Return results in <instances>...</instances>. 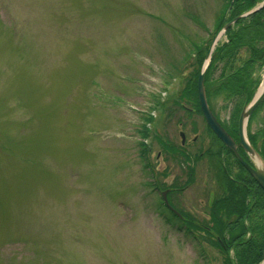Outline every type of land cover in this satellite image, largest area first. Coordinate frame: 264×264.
I'll list each match as a JSON object with an SVG mask.
<instances>
[{"label": "rangeland", "instance_id": "obj_1", "mask_svg": "<svg viewBox=\"0 0 264 264\" xmlns=\"http://www.w3.org/2000/svg\"><path fill=\"white\" fill-rule=\"evenodd\" d=\"M224 4L0 0V264L225 263L161 204L184 187L170 204L204 224L218 192L207 158L187 185L168 152L211 144L184 89Z\"/></svg>", "mask_w": 264, "mask_h": 264}, {"label": "trees", "instance_id": "obj_2", "mask_svg": "<svg viewBox=\"0 0 264 264\" xmlns=\"http://www.w3.org/2000/svg\"><path fill=\"white\" fill-rule=\"evenodd\" d=\"M261 1L263 0H225L222 12L216 16L211 41L207 45L204 42L203 45L196 44V69L193 70L184 89L190 102L189 111H197L204 117L198 96V77L214 35L228 21L252 9ZM200 24L210 31L207 24L201 21ZM225 35L227 39L216 45L214 57L207 67L205 85L212 109L215 110L213 97H217V100L220 98L222 106L226 109L231 108L230 124L225 126L238 138L239 116L254 97L260 83L258 69L262 70L264 67V6L253 14L237 19L227 28ZM263 103L264 101L261 105ZM184 106L181 104L179 108L184 109ZM206 125L212 136L207 150L198 149L197 152H191L194 156L192 158L190 152L178 151L174 145H171L172 152L165 151L171 154L175 152V157L183 160L190 159L188 167L191 171L187 181L189 184L195 179V164L207 158L209 169L214 172L213 179L219 187L210 207V217L205 221L206 227L204 224L200 225L190 213L185 212L183 216L189 220L187 228L204 230L203 236L219 246L225 255L224 264H261L264 260V189L233 151L225 146L207 123ZM250 140L256 146L260 141L258 149L264 157V124L257 132L250 134ZM143 145L144 152H147L148 145L145 142ZM223 154H226L225 160ZM234 165L238 170L230 175L228 168H233ZM162 203L168 210L165 203L161 201ZM169 214L171 220L177 219L184 224L186 218L184 220L172 212Z\"/></svg>", "mask_w": 264, "mask_h": 264}, {"label": "water", "instance_id": "obj_3", "mask_svg": "<svg viewBox=\"0 0 264 264\" xmlns=\"http://www.w3.org/2000/svg\"><path fill=\"white\" fill-rule=\"evenodd\" d=\"M264 6V0L252 8L251 10L242 13L232 21H229L224 29L223 32L228 28L232 23H234L237 19L241 17L248 16L250 14L255 13L256 11L260 10ZM215 45V42L211 46V49L209 51V54H211V51ZM213 58L211 55L208 57V60L205 61V64L202 68V71L198 77V95H199V101L200 105L203 111V114L205 116V119L211 129L214 131V133L223 141V143L231 148L235 154L238 156L239 160L242 162V164L249 170V172L255 177V179L259 182V184L264 189V170L260 168V166L253 160V164L246 161L238 152V147L242 146L247 151L249 155L256 152L251 143L246 138V125L248 122L249 117L253 113V111L256 109V107L261 103V101L264 99V88L260 90V87L253 97V99L243 108L240 117H239V142H237L234 137L229 133V131L222 125V123L219 121L217 116L215 115L214 111L212 110L208 98H207V91H206V85H205V74L207 70V66L210 62V60ZM183 139H184V134ZM168 190H165L162 192V195L164 197V200L167 205L170 206L168 197H167ZM171 207V206H170ZM178 213V212H177ZM264 264V262H263Z\"/></svg>", "mask_w": 264, "mask_h": 264}, {"label": "bare ground", "instance_id": "obj_4", "mask_svg": "<svg viewBox=\"0 0 264 264\" xmlns=\"http://www.w3.org/2000/svg\"><path fill=\"white\" fill-rule=\"evenodd\" d=\"M263 88H264V79H263L262 84L260 86V90H262ZM254 157H255L256 161L258 162V165L260 166V168H262L264 170V162L262 161L261 157L256 152H254Z\"/></svg>", "mask_w": 264, "mask_h": 264}, {"label": "flooded vegetation", "instance_id": "obj_5", "mask_svg": "<svg viewBox=\"0 0 264 264\" xmlns=\"http://www.w3.org/2000/svg\"><path fill=\"white\" fill-rule=\"evenodd\" d=\"M232 134L234 135V137H236V134L235 133H233L232 132ZM239 151L243 154V152H242V150L241 149H239ZM175 189H177V187H175ZM170 194V191H169V193H168V195ZM175 207V206H174ZM176 208V207H175ZM177 209V208H176ZM178 210H179V208H178ZM172 211V210H171Z\"/></svg>", "mask_w": 264, "mask_h": 264}]
</instances>
